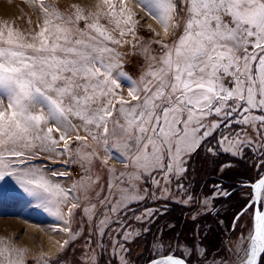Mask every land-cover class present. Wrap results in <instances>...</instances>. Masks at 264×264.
<instances>
[{"label": "snow or ice", "instance_id": "6c2138e0", "mask_svg": "<svg viewBox=\"0 0 264 264\" xmlns=\"http://www.w3.org/2000/svg\"><path fill=\"white\" fill-rule=\"evenodd\" d=\"M35 2L44 20L31 42L11 29L6 36L0 32V180L16 177L24 192L42 196L43 204L56 212L75 185L65 190L52 182L43 169L20 165H27L41 153L61 154V141L63 151L70 152L69 133L76 130L70 117L82 121L84 131L94 141L102 140L106 150L110 134L117 142L128 136L124 140L126 151L129 141L135 138L137 155L133 160L145 173L163 169L165 154L170 161L168 172L174 164L180 168L185 163L180 160L181 155L190 154L204 137L211 135L208 127H219L216 122L208 127L204 124L213 113L228 120L239 112L242 118L236 123L253 128L258 122L264 124V116L251 115L252 110L264 109V0H184L187 10L182 34L171 46L162 45L165 51L159 66L150 65L139 82L119 70L121 64L113 57L114 49L108 47V42L120 44L121 40L100 23L101 13L86 23L85 29H79L78 22L88 20L79 11L72 20L55 9L50 11L52 6L44 0ZM124 2L119 0L117 10L114 0H102L108 9L103 15L121 38L134 31L133 15ZM137 3L157 19L165 35L170 27L180 28L176 0ZM85 33L87 39L83 38ZM225 76L232 77V88L224 85ZM124 81L135 104L116 92ZM116 104L120 105L123 124L115 118ZM89 126H94L96 134ZM201 129L203 135L198 136ZM75 139L81 141L86 137L77 135ZM235 146L230 141L224 150L232 151ZM135 178L139 179V175ZM248 186L253 189L248 207L264 204V177ZM136 199L142 197L133 188L122 189L118 204ZM76 206L73 204L72 208ZM247 239L248 247L240 264H258V258L264 254V210L254 211L253 228ZM152 264L185 261L168 255Z\"/></svg>", "mask_w": 264, "mask_h": 264}, {"label": "rangeland", "instance_id": "374dc122", "mask_svg": "<svg viewBox=\"0 0 264 264\" xmlns=\"http://www.w3.org/2000/svg\"><path fill=\"white\" fill-rule=\"evenodd\" d=\"M44 2L52 6L50 11L55 9L65 18L75 20L78 11L88 17L78 22L79 29H85L86 23H91L96 14L101 13L100 23L121 40L120 44L108 42V47L114 49L113 57L121 64L119 70L137 82L150 65L159 66L165 51L162 45L171 46L182 34L187 10L184 0H176L180 28L170 27L165 35L161 24L143 5L137 0H125L124 7L133 15L134 31L121 38L103 15L108 9L102 0ZM114 2L119 10V0ZM43 20L35 0H0V32L5 36L11 29L31 42V37L43 26ZM83 38L87 39V33ZM248 51H252L251 46ZM255 64L253 62V70ZM223 83L232 88V77L225 76ZM116 92L130 104L136 103L128 96L126 81ZM4 106H7L6 99ZM119 107L116 104L114 115L123 124ZM251 115L264 116V109L252 110ZM241 118L239 112L228 120L214 113L209 115L204 120L205 126L216 122L219 127L215 130L208 127L211 135L204 137L190 154L181 155L180 160L185 163L180 164V168L184 171L174 164L173 170L168 172L170 161L165 154L163 169L145 173L133 160L137 155L135 138L129 141L130 148L126 151L124 140L128 136L124 135L117 142L110 134L106 150L102 140L94 141L84 131L82 121L70 117L76 126V130L69 133L72 137L70 152L63 151L61 141V154L41 153L27 165H20V168L43 169L52 182L65 190L75 185L67 201L60 204L59 212L44 205L42 196L24 192L16 177L0 180V264H143L170 252L195 264H239L248 247L253 209L245 211L237 220L231 237L227 235L234 215L244 205L250 191L243 186L215 211L216 203L222 202L227 191L215 186L220 178L252 182L264 172V124L258 122L253 128L236 123ZM89 127L96 134L94 126ZM109 128H112L111 123ZM203 131L201 129L198 136H202ZM77 135L86 139L78 141ZM230 141L236 146L226 152L224 148ZM53 172L64 175L53 176ZM137 175L139 179L135 178ZM130 188L142 199L118 204L121 190ZM73 204L77 205L74 209ZM114 207L116 211H112ZM175 215L181 216L180 221L174 219ZM259 264H264V254Z\"/></svg>", "mask_w": 264, "mask_h": 264}, {"label": "water", "instance_id": "95a60500", "mask_svg": "<svg viewBox=\"0 0 264 264\" xmlns=\"http://www.w3.org/2000/svg\"><path fill=\"white\" fill-rule=\"evenodd\" d=\"M261 177H264V172L257 178V179H255L254 181H252V182H250V181H248V182H244L243 183V185H245V186H248V185H251V184H254V183H256ZM250 190H251V196H250V199L247 201V203L244 205V206H242L238 211H237V213L234 215V217H233V220H232V223H231V227H230V234L233 232V230H234V228H235V225H236V222H237V216L239 215V217L241 216L240 214L242 213V211H243V213L249 208L248 207V205H249V203L251 202V200H252V196H253V189L250 187ZM261 209V210H264V204H262L261 206H260V203H258V204H255V205H253V216H254V211L256 210V209ZM252 228H253V217H252ZM168 255H174V253L173 252H170V253H168V254H165V255H160V256H157V257H154V258H152V259H150V260H148V261H146L145 263H143V264H152V262L155 260V259H158V258H162V257H166V256H168ZM263 255V254H262ZM174 257H176V258H181V259H183L184 261H185V264H195V263H192V262H189V261H187L185 258H183V257H180V256H177V255H174ZM262 257V256H261ZM260 259L261 258H258V264L260 263ZM240 264V263H239Z\"/></svg>", "mask_w": 264, "mask_h": 264}, {"label": "flooded vegetation", "instance_id": "af4514ba", "mask_svg": "<svg viewBox=\"0 0 264 264\" xmlns=\"http://www.w3.org/2000/svg\"><path fill=\"white\" fill-rule=\"evenodd\" d=\"M244 182H248V180H246V181H236V180H229V179H226V178H220V179H218V183H217V185L215 186L216 188H222V187H224L227 191H226V193H227V195H225V194H223V196H222V202H217L216 203V205H215V211L216 210H218L219 209V207L222 205V203L228 198V197H230L232 194H234V192H236L237 190H239L240 188H242L243 186L244 187H247V188H249V191H250V193H249V197H248V199L245 201V203H244V205L247 203V201L250 199V196H251V190H250V187L249 186H245V185H243V183ZM243 205V206H244ZM262 204L260 203V206H261ZM249 209H253V206L252 207H249L247 210H249ZM246 210V211H247ZM234 231V230H233ZM233 233V232H232ZM231 233V234H232ZM231 234H230V230H229V233H228V235H227V238H230L231 237Z\"/></svg>", "mask_w": 264, "mask_h": 264}, {"label": "trees", "instance_id": "16d2710c", "mask_svg": "<svg viewBox=\"0 0 264 264\" xmlns=\"http://www.w3.org/2000/svg\"><path fill=\"white\" fill-rule=\"evenodd\" d=\"M174 219L177 220V221H180L181 216L180 215H175Z\"/></svg>", "mask_w": 264, "mask_h": 264}, {"label": "bare ground", "instance_id": "6f19581e", "mask_svg": "<svg viewBox=\"0 0 264 264\" xmlns=\"http://www.w3.org/2000/svg\"><path fill=\"white\" fill-rule=\"evenodd\" d=\"M240 262V261H239ZM235 264H237V263H235Z\"/></svg>", "mask_w": 264, "mask_h": 264}]
</instances>
